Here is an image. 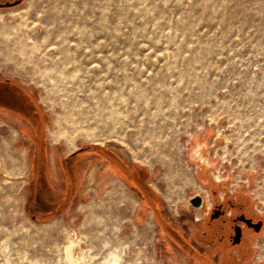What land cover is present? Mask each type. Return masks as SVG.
Wrapping results in <instances>:
<instances>
[{
  "label": "rangeland",
  "instance_id": "1",
  "mask_svg": "<svg viewBox=\"0 0 264 264\" xmlns=\"http://www.w3.org/2000/svg\"><path fill=\"white\" fill-rule=\"evenodd\" d=\"M0 79L42 126L35 168L39 115L0 84V264H216L215 205L264 220V0H24Z\"/></svg>",
  "mask_w": 264,
  "mask_h": 264
},
{
  "label": "flooded vegetation",
  "instance_id": "2",
  "mask_svg": "<svg viewBox=\"0 0 264 264\" xmlns=\"http://www.w3.org/2000/svg\"><path fill=\"white\" fill-rule=\"evenodd\" d=\"M17 0H0V4H5V3H13ZM24 1L22 0V3ZM21 3V4H22ZM9 9V8H8ZM0 84H5V85H10L15 88H17L19 91H21L24 96L28 99V103L31 104L36 113L37 119L38 115L40 118V112L38 110V105L34 102V99L32 98V94L27 91V89L23 88L21 85L19 86L18 84H15L11 80H0ZM6 105V104H5ZM8 108L12 109L15 111V108L11 105H7ZM19 114L25 115L29 120H32L33 127H34V135L33 139H35V147H36V156L34 160V165L35 168L38 166V154L40 151V138H41V133H42V126H41V118L40 121H36L31 117L30 113L28 111H22L19 110L17 111ZM37 123H39L37 125ZM201 148H198L196 151V155L200 157V150ZM71 159H66L67 162H69ZM56 165V161H55ZM123 165V170L125 171V175L128 177L129 174L132 176L133 180H135L139 187H140V181H139V174L138 176L132 171V173H129V167ZM129 178V177H128ZM35 186L38 185V174H36V178L34 180ZM142 185V184H141ZM72 189V185L69 186V189ZM202 194V193H201ZM203 195V194H202ZM204 197V202H203V208L205 207V196ZM223 205H215L213 209H218L215 210V213L217 215L216 218L211 219L212 213L210 216L209 213V222L206 225L205 228H203V237H201V242L204 243L206 246H210V243L214 245V242L211 240L216 239L217 243L219 246H217V250L222 251V261L223 264H231V260H233L234 256L230 254L229 250L232 248H239L240 254L242 258L249 257L251 255V248L253 246H250L249 240L247 238V233H249L252 236L259 235L262 230L264 229V220L263 219H256L253 217H250L246 215L245 213H240L237 215H233V213H230L227 209L222 208ZM233 208L234 206L231 205ZM208 226V227H207ZM229 249V250H228ZM192 253H195L197 257H199L203 262H208L206 257H203L198 251L193 250Z\"/></svg>",
  "mask_w": 264,
  "mask_h": 264
},
{
  "label": "crops",
  "instance_id": "3",
  "mask_svg": "<svg viewBox=\"0 0 264 264\" xmlns=\"http://www.w3.org/2000/svg\"><path fill=\"white\" fill-rule=\"evenodd\" d=\"M162 226H164L163 228L165 229V231H166V233L168 234V235H170L171 233H174V234H177V233H175L174 231H172V227L169 225V223L166 221V220H164L163 222H162ZM177 240V239H176ZM216 246H219V244L217 243V241H216ZM229 252H230V254H232L233 256H234V258H235V260L236 261H239L240 260V256H241V254H240V251H239V248H232L231 250H229ZM203 256V255H202ZM203 257H205V256H203ZM222 251H221V253H220V255H219V257H218V259H219V262L217 263L216 262V264H223V259H222ZM207 258V257H206ZM207 260H208V262H203L200 258H199V263L200 264H214L213 263V259H209V258H207ZM215 262V261H214Z\"/></svg>",
  "mask_w": 264,
  "mask_h": 264
},
{
  "label": "water",
  "instance_id": "4",
  "mask_svg": "<svg viewBox=\"0 0 264 264\" xmlns=\"http://www.w3.org/2000/svg\"><path fill=\"white\" fill-rule=\"evenodd\" d=\"M21 3L22 0H17L13 3L0 4V8H14L21 5ZM187 204L195 209L201 210L203 209V197L201 194H196L189 199Z\"/></svg>",
  "mask_w": 264,
  "mask_h": 264
},
{
  "label": "bare ground",
  "instance_id": "5",
  "mask_svg": "<svg viewBox=\"0 0 264 264\" xmlns=\"http://www.w3.org/2000/svg\"><path fill=\"white\" fill-rule=\"evenodd\" d=\"M51 134V133H50ZM51 138H52V140H56L58 137H57V135L56 134H52L51 135ZM58 140V139H57ZM200 194V193H199ZM201 196L203 197V195L201 194ZM203 202H204V197H203Z\"/></svg>",
  "mask_w": 264,
  "mask_h": 264
},
{
  "label": "trees",
  "instance_id": "6",
  "mask_svg": "<svg viewBox=\"0 0 264 264\" xmlns=\"http://www.w3.org/2000/svg\"><path fill=\"white\" fill-rule=\"evenodd\" d=\"M23 1H24V0H23ZM0 80H2V79H0ZM105 154H106V153H105ZM170 235H173V234L171 233ZM173 236H174V235H173ZM177 240H178V239H177ZM237 262H238V261H236L235 258H233V260H231V264H238Z\"/></svg>",
  "mask_w": 264,
  "mask_h": 264
}]
</instances>
